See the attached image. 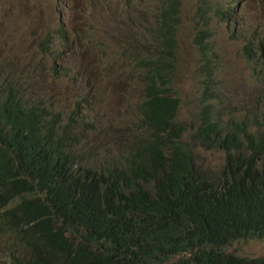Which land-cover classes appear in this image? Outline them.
I'll list each match as a JSON object with an SVG mask.
<instances>
[{
  "label": "trees",
  "instance_id": "1",
  "mask_svg": "<svg viewBox=\"0 0 264 264\" xmlns=\"http://www.w3.org/2000/svg\"><path fill=\"white\" fill-rule=\"evenodd\" d=\"M157 2L160 21L178 28L182 0ZM220 13L233 37L245 39L240 52L264 83L262 31ZM212 35L199 28L194 40L201 108L191 133L224 154L218 171L198 164L184 139L171 85L177 54L155 45L137 53L147 69L141 127L120 132L117 150L99 164L83 166L74 151L77 140L86 149L99 139L77 115L27 105L14 86L0 91V235L18 255L12 264H264L226 252L264 239V93L255 99L263 115L216 113L221 65Z\"/></svg>",
  "mask_w": 264,
  "mask_h": 264
},
{
  "label": "rangeland",
  "instance_id": "2",
  "mask_svg": "<svg viewBox=\"0 0 264 264\" xmlns=\"http://www.w3.org/2000/svg\"><path fill=\"white\" fill-rule=\"evenodd\" d=\"M229 8L244 29L260 30L264 36V0H182L171 84L181 98L178 121L188 128L184 139L198 164L215 171L224 154L202 148L191 133L201 108L194 43L199 28H210L219 54L216 113L226 120L263 115L255 99L264 93V83L253 73L254 62L240 52L246 41L233 37V23L220 18V9ZM158 12L157 0H0V91L14 86L27 105L77 115L76 121L96 130L99 139L86 149L77 140L74 151L83 166L99 164V158L117 150L120 132L141 127L147 69L137 53L148 47L150 37L156 41ZM11 248L12 241L0 235L1 263L17 259ZM226 249L238 256L264 257V239L237 241Z\"/></svg>",
  "mask_w": 264,
  "mask_h": 264
},
{
  "label": "clouds",
  "instance_id": "3",
  "mask_svg": "<svg viewBox=\"0 0 264 264\" xmlns=\"http://www.w3.org/2000/svg\"><path fill=\"white\" fill-rule=\"evenodd\" d=\"M232 9L233 8L223 10L233 12ZM178 29L179 25L178 28H176L168 22H163L159 20L158 27L155 31L156 41L152 43V37H150L149 44L159 47L167 57L174 56L175 54H177L176 49L178 46ZM0 264L3 263L0 262Z\"/></svg>",
  "mask_w": 264,
  "mask_h": 264
}]
</instances>
